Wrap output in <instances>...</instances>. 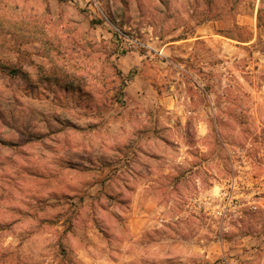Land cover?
I'll return each instance as SVG.
<instances>
[{
	"label": "rangeland",
	"instance_id": "374dc122",
	"mask_svg": "<svg viewBox=\"0 0 264 264\" xmlns=\"http://www.w3.org/2000/svg\"><path fill=\"white\" fill-rule=\"evenodd\" d=\"M0 264H264V0H0Z\"/></svg>",
	"mask_w": 264,
	"mask_h": 264
},
{
	"label": "trees",
	"instance_id": "16d2710c",
	"mask_svg": "<svg viewBox=\"0 0 264 264\" xmlns=\"http://www.w3.org/2000/svg\"><path fill=\"white\" fill-rule=\"evenodd\" d=\"M258 22H261L262 16H261V11L260 9L258 10V15H257Z\"/></svg>",
	"mask_w": 264,
	"mask_h": 264
}]
</instances>
